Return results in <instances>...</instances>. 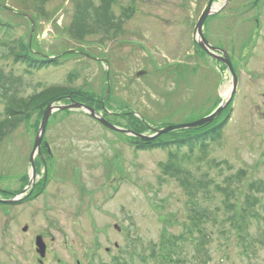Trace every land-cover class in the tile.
I'll list each match as a JSON object with an SVG mask.
<instances>
[{"label":"rangeland","instance_id":"rangeland-1","mask_svg":"<svg viewBox=\"0 0 264 264\" xmlns=\"http://www.w3.org/2000/svg\"><path fill=\"white\" fill-rule=\"evenodd\" d=\"M219 1L221 5L228 2ZM208 2L113 0V12L123 21L122 27L117 37L101 44L102 35L81 40L65 32L76 14L74 0H48L45 16L34 10L32 0H0V22L17 29L19 42L35 58H58L60 62L30 76L12 55L0 49V71L22 76L37 91L42 90L40 84L79 89L80 96L94 97L99 108L104 104L112 124L134 132L136 118L155 130L192 124L231 95L232 79L227 70L222 72L206 58L183 60L192 48L193 29ZM263 11L264 0H232L206 24L208 41L216 46H226V40L232 43L238 56L234 64L241 65V84L229 122L205 154L195 150L194 162L199 166L190 168L195 177L204 173L213 182L201 193L208 196L198 201L200 208L214 213V222L207 225L209 264H264V248L259 243L264 238V194H257L261 198L255 210L259 218L252 221L249 237L243 242L234 227L236 217L232 222L226 220L230 214L224 205L226 197L217 191V187L232 191L229 201L240 213L246 208V197L253 194L251 187L264 184ZM260 15L259 26L254 20ZM178 62H185L182 69L176 68ZM188 67L193 68L191 72ZM140 72L145 75L137 77ZM68 99L79 102L58 92L38 101L2 137L0 191L18 194L28 186L30 157L44 112L51 105L67 104ZM227 108L197 130L158 139L193 136L227 117ZM4 109L0 100V113ZM140 134L148 137L152 132L145 129ZM46 135L55 140L53 152L59 159L54 171L52 159L45 156L49 177H53L48 194L32 203L0 207V264H110L122 253L129 264H160L151 255L164 235L177 237L192 227L185 188L164 173L171 155H191L188 146L179 153L178 148L141 150L135 139L104 128L82 111L55 112ZM69 139L75 148H68ZM36 169L42 172L43 166L40 169L38 163ZM89 213L98 231L91 227ZM114 226L122 230L118 232ZM42 234L48 249L44 258L35 246ZM192 260L189 258L188 264Z\"/></svg>","mask_w":264,"mask_h":264},{"label":"trees","instance_id":"trees-1","mask_svg":"<svg viewBox=\"0 0 264 264\" xmlns=\"http://www.w3.org/2000/svg\"><path fill=\"white\" fill-rule=\"evenodd\" d=\"M48 0H32L33 8L36 12H41L43 16L44 5ZM76 4V14L72 23L65 30V32L73 38L83 40L86 36L102 35L103 38L99 43L103 44L104 41L112 40L117 37L118 30L122 27V20L117 19L113 12V0H74ZM133 7H131L132 9ZM20 15V14H19ZM23 15V14H22ZM17 29L0 22V49L6 51L7 54L12 55L15 62L24 68V73L34 76L35 73L47 70L48 68L59 65L58 58H35L32 53L18 40ZM42 90L37 91L27 80L22 76H15L12 71L6 73L0 71V100L4 103V112L0 113V142L4 135L8 134L17 126V122L21 117L33 107L38 101H42L45 97L53 93L72 94L81 103L91 106L98 110L99 106L96 104V99L90 96H80L79 89L71 87H55L47 88L40 84ZM33 89L30 96H25L30 89ZM101 109V107L99 108ZM98 111H102L98 110ZM223 118V117H222ZM229 120V115L223 120L219 119L213 126L206 129H200L199 138L196 143L200 144L201 153L205 154L209 149V144L217 137H221L224 128ZM136 131L141 133L145 132V125L138 119H135ZM139 124V127H138ZM135 129V128H134ZM209 129V130H208ZM206 131L207 133H205ZM215 138V139H214ZM193 137L188 139L165 140L157 139L154 142L145 145V149H163L174 148L178 153L180 150L188 146L191 155L185 154L183 157L179 155H171L169 162L165 165L164 173L172 178L177 179L185 188L189 196L191 207V228H187L182 235L177 237H166L159 247L152 250L151 257L154 261L160 264H188L189 258H193L192 264H209L210 262V233H208L207 225L214 222V213L210 210H205L199 207L198 201L204 200L208 195H201L205 190H209L213 182H211L209 175L201 173L200 178L195 177L193 167L195 165V149L193 144ZM163 141V142H162ZM176 147V148H175ZM178 148V149H177ZM211 165V162H209ZM212 165L220 166V164L212 163ZM191 168V169H190ZM197 169V168H196ZM218 192H223L226 197L224 205L229 210L230 214L226 215V220L234 222V227L238 228V235L243 242L249 237V228L253 220L259 218L255 211L261 204V198L257 194H264V184H254L251 187L252 195L246 197V208L242 212L236 211V206L230 203L229 199L232 191L226 188L217 187ZM256 192V194H254ZM201 195V196H200ZM235 206V207H234ZM225 220V221H226ZM264 234V232H263ZM264 248V238L259 242ZM191 250L193 253H190ZM184 253V254H183ZM126 253H122L119 259H114L111 264H129L126 261ZM188 255V256H187ZM146 261V260H144Z\"/></svg>","mask_w":264,"mask_h":264},{"label":"water","instance_id":"water-1","mask_svg":"<svg viewBox=\"0 0 264 264\" xmlns=\"http://www.w3.org/2000/svg\"><path fill=\"white\" fill-rule=\"evenodd\" d=\"M231 1L232 0H228V2L224 4V6H222L221 8H216V6H215L216 0H210L205 11H204V13L201 16V19L197 25L196 30L199 32V36L201 38L200 44L207 52L209 51L208 49H210V46L208 45V43L205 40H203V37H202V29H203L204 23L208 17L220 13L221 10H223L227 5H229V3ZM211 56L213 57V59L217 60L218 62L225 64L229 69V73H230V76L232 79V90H231V95H230L229 99L227 100L228 102L226 104L220 105L210 116H208V117H206V118H204L198 122H195V123L189 124V125L167 127V128L158 130L156 132V134L154 136H151V137L140 135V134L131 132L129 130L120 128L118 126H115V125L111 124L109 121H107L103 116H101L96 110H94L91 107H88L86 105L80 104V103L73 102L71 105L59 106V107H54V105L49 106L47 108V110L44 112L43 119H42L40 127H39L38 136H37L36 141H35L34 149H33V152L31 154V157H30V166H31L32 177H31L29 187H31L34 184L35 179H36L35 157H36V155L40 154V145H41V142L44 138V135L46 134L47 126L49 124V121H50L52 115L57 111H67V110H69V111H76V110L82 111L86 115H88L91 118H93L94 120L98 121L105 128H107L113 132L134 136V137H136V138H138L144 142L153 141V140L161 137L162 135L173 133L175 131L184 130V129H187V130L195 129V128L204 126L206 124L212 123L216 119V117L220 114V112L224 109V107H226V105L233 98L235 92L237 91L238 78L235 75L232 63H231L230 59H228L227 55H225V57H226L225 59L218 58L214 54H211ZM143 75H145V72H141V73L137 74V77L143 76ZM26 192L27 191H25V193ZM22 201H24V198L21 195V196L15 197L13 200H9V201L0 200V204L15 206V205L20 204ZM27 230H28V228L24 229L25 232ZM36 246L38 248V254L40 255L41 258H44L45 254H46V245L44 244L42 237L37 238Z\"/></svg>","mask_w":264,"mask_h":264},{"label":"flooded vegetation","instance_id":"flooded-vegetation-1","mask_svg":"<svg viewBox=\"0 0 264 264\" xmlns=\"http://www.w3.org/2000/svg\"><path fill=\"white\" fill-rule=\"evenodd\" d=\"M256 2H260V0H255V3ZM221 6L222 5L220 4V1L218 0L217 8H219ZM223 12H221V13H223ZM221 13H219L218 15H220ZM201 15H200L199 20L197 21V23L195 25V28L193 29V43H192V48H189L188 49V51L186 52V55L184 56L183 60L189 61V60H197V59L200 60V58H203V59L206 58V60L209 59L212 62L216 63L221 68V71L223 72V71L227 70V69H225L224 64L221 63V62H218L215 59H213V57L211 56V54H214L215 56H217L218 58H221V59H225L226 58L225 55H227L228 59H230L231 63H233L232 65L234 66V72H235V74H237L238 77H239V86H240V84H241V78L239 76V73H240V70H241V65L239 67H236V65L234 64V62H236L238 60V56H236L237 55L236 47L232 43L230 44L227 40H226L225 45L228 46V47H230V49L227 48L226 46H216V45H213L212 43H210L208 41L207 36H206V24L208 23V21L210 19H215L216 18V17H211V18H208L205 21L204 26H203V29H202V37H203V40H205L208 43V45L210 46V49H208L209 51L207 52L201 46V44H200L201 43V38L199 36V32L196 30L197 29V25H198V23L200 21ZM257 17L258 18H255L254 21H256V23L260 26L262 15L257 16ZM184 65H185V62H178V67L177 68H181L182 69L184 67ZM188 69H189L188 72H191V70L193 68L188 67ZM238 90H239V87H238ZM71 140H73V139H69L68 140L69 141L68 148H69V146H73L74 147V144H73V142ZM134 143L136 145H139V144H143L144 145V143H138V142H134ZM48 146H51L52 149H54V151H55L56 150V147H55L56 146V142H55V140L52 139V138H48V139H45L42 142V144H41L42 160L39 158V156H37V159L36 160L38 161V163L40 165V169H41V166H43V171L42 172L38 171V175H37L36 182L34 183V185L26 193H24V191H25V189H26L27 186H25L18 194H14V195H23L24 196L23 197L24 198V201L22 202V204L32 203V202L37 201L39 198L43 197L42 190H45L46 191L47 187L49 186V184L51 183V181L53 179V177L52 178L49 177V168H47V166H46L47 165V163H46L47 162V159H45L46 158L45 156L48 155L47 154V147ZM53 147H55V148H53ZM72 150H76V149H72ZM69 151H70V149L67 150L66 152H69ZM56 158H57V161H58L59 159H58L57 155H56ZM79 171L80 170L78 169L76 172H79ZM79 175H77V178H79ZM12 196H13L12 194H9V193L0 191V199H2V200H9V199L12 198ZM2 206L3 205H0V207H2ZM39 236L43 237V239L46 238V236L43 235V234L42 235H39ZM47 252H48V249H47ZM38 264H43V263H41L39 261Z\"/></svg>","mask_w":264,"mask_h":264}]
</instances>
